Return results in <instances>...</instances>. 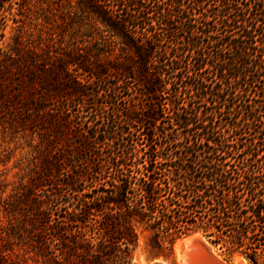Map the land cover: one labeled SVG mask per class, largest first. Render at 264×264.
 Returning a JSON list of instances; mask_svg holds the SVG:
<instances>
[{"label":"trees","instance_id":"16d2710c","mask_svg":"<svg viewBox=\"0 0 264 264\" xmlns=\"http://www.w3.org/2000/svg\"><path fill=\"white\" fill-rule=\"evenodd\" d=\"M31 1L0 43V135L28 149L0 264H130L140 232L169 259L194 231L264 264V0Z\"/></svg>","mask_w":264,"mask_h":264},{"label":"rangeland","instance_id":"374dc122","mask_svg":"<svg viewBox=\"0 0 264 264\" xmlns=\"http://www.w3.org/2000/svg\"><path fill=\"white\" fill-rule=\"evenodd\" d=\"M30 4L35 5V1H31ZM6 23L7 27L5 29V37L3 41H0V43L3 42V45H6L10 42L12 35L15 33V27L16 23L13 22L12 19H18L19 16L17 13H22L18 10V4L17 0H11V2L6 3ZM34 10L35 8L32 6L31 8ZM31 13L32 11H29L27 14V17L31 18ZM25 18V21H29L28 18ZM28 19V20H27ZM40 22V20H38ZM27 148H21L19 142L15 141H10L9 139H4L0 135V160H7L5 164L0 162V171L4 173V178L6 179V182L8 183L3 196H6L9 194L12 190V188L19 182L21 179L22 175L25 173V167L27 166L25 162V156L27 152ZM5 154L4 153H8ZM1 216V214H0ZM193 233H199L201 234L204 238L205 236L200 232V231H194L189 233L186 236H183L179 239H177L173 245L174 249V256L169 259H164L163 257H155L151 258L148 254L147 248H146V234L140 232L139 233V239H138V245L133 251V257L132 261L130 264H153L155 261L159 260L164 262L165 264H182V260L179 257V253L183 252V249L185 247V237L193 234ZM184 238V239H183ZM207 240V238H205ZM208 241V240H207ZM209 242V241H208ZM210 243V242H209ZM213 249L215 253L220 256L222 259L231 261L234 259L235 256H242L243 258L244 255H242L239 251L231 252L233 249L230 247L229 243H219L218 245L212 244ZM247 261V264H251L248 259L245 258ZM30 264H36L34 263L33 260H30Z\"/></svg>","mask_w":264,"mask_h":264},{"label":"water","instance_id":"95a60500","mask_svg":"<svg viewBox=\"0 0 264 264\" xmlns=\"http://www.w3.org/2000/svg\"><path fill=\"white\" fill-rule=\"evenodd\" d=\"M193 235L187 243V264H230V261L219 258L208 244L209 242L200 234ZM190 236V235H189ZM153 264H161L154 262Z\"/></svg>","mask_w":264,"mask_h":264},{"label":"bare ground","instance_id":"6f19581e","mask_svg":"<svg viewBox=\"0 0 264 264\" xmlns=\"http://www.w3.org/2000/svg\"><path fill=\"white\" fill-rule=\"evenodd\" d=\"M195 235L196 236H199L200 234L199 233H196ZM192 236L193 235H190V236L185 237V240H184L185 241V243H184L185 247L183 249V252L182 253H179V257L182 260V264H187L186 259H185L186 258V253H187V247L186 246H187V243H188V241L190 240V238ZM208 244L213 249V246L210 243H208ZM218 257L221 258L220 256H218ZM155 262H158V263H161V264H165L164 262L159 261V260H157ZM230 264H247V261L242 256H235L234 259L230 261Z\"/></svg>","mask_w":264,"mask_h":264}]
</instances>
